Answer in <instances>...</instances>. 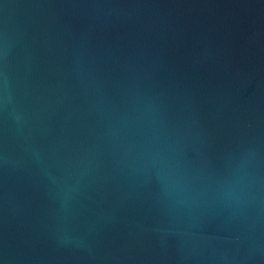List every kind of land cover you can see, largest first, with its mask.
<instances>
[{"label": "water", "instance_id": "1", "mask_svg": "<svg viewBox=\"0 0 264 264\" xmlns=\"http://www.w3.org/2000/svg\"><path fill=\"white\" fill-rule=\"evenodd\" d=\"M0 264H264V0H0Z\"/></svg>", "mask_w": 264, "mask_h": 264}]
</instances>
